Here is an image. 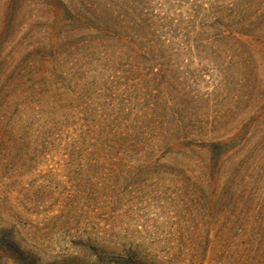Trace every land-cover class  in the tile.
Here are the masks:
<instances>
[{
  "label": "trees",
  "instance_id": "trees-1",
  "mask_svg": "<svg viewBox=\"0 0 264 264\" xmlns=\"http://www.w3.org/2000/svg\"><path fill=\"white\" fill-rule=\"evenodd\" d=\"M9 5L0 48L22 9V4L15 9ZM27 5L37 13L31 18L51 25L46 35L65 39L66 51L73 52L61 76L49 83L53 74L44 68L56 70L52 45L49 57L36 53V64L26 59L18 66L22 70L14 68L7 83L0 84V111L7 115L12 108L11 116H5L12 123L23 112L44 107L34 114L40 118L39 133L50 146L65 149L68 162L89 182L101 179L94 191L91 185L92 194L84 189L78 210L66 219L81 258L65 264H183L191 249L180 245L148 258L142 227L123 222L134 216L119 208L127 193L118 194L105 184L140 176L163 187L156 195L173 208L175 217L169 220L176 226H214L221 231L232 225L243 238L241 245L251 235L264 242V113L257 122L262 140L253 144L255 154L227 165L224 157L239 150L244 136L210 140L206 149L204 137L221 131L230 104L219 106L213 96L202 101L186 91L187 85L179 93L183 81L172 73L181 56L188 62L194 52L207 54L220 75L241 74L240 79L230 78L239 97L236 108L248 98L264 102V85L254 83L249 71L254 57L264 62V0H38ZM72 33L75 40L69 42ZM240 65L246 68L242 73ZM32 69L48 75L37 90L24 89L22 78ZM18 90L22 97L11 96ZM208 102L213 108L204 111ZM256 111L253 106L249 113ZM244 138V144L253 140ZM195 150H204L206 160ZM205 240L204 253L210 238ZM242 252L246 258L248 253ZM217 253L223 259L230 254V264L238 261L237 245L226 244Z\"/></svg>",
  "mask_w": 264,
  "mask_h": 264
},
{
  "label": "rangeland",
  "instance_id": "rangeland-1",
  "mask_svg": "<svg viewBox=\"0 0 264 264\" xmlns=\"http://www.w3.org/2000/svg\"><path fill=\"white\" fill-rule=\"evenodd\" d=\"M37 1L0 0V39L5 37L2 35L1 29L6 21L5 15L9 10V4L14 9L15 5L22 4L13 30L9 33L12 35L8 34L10 38L0 48V71H2L0 84L7 83L9 79L7 76L14 68L21 69L19 68L20 64L23 67V64L27 62L26 59L36 64L38 58H35L36 53L47 54L49 57L47 53L49 45H52L55 53L52 55L51 61L55 62L56 70L52 72L48 66L44 68L54 75L51 76L48 83L53 78L61 76L60 72H63L61 69L71 59L69 51H73H66L68 43L67 41L64 43L65 39L59 38L56 34L46 35L47 26H51L49 22L35 21L33 17L31 18L37 13H31L27 3L33 4ZM67 39L69 42H74L75 36L72 33ZM62 50H64L63 53ZM205 55L207 54L194 52L188 62H184L183 56H181L178 67L172 73L176 74L174 75L175 79L179 77V81H183V84L177 86L179 93H183V85H187L186 91L189 89L192 93L197 94V97H201L202 101L213 96L219 106L225 102H227L226 105L230 104V114L223 119L221 131H217L214 135L205 134L204 149H206L207 142L216 138L226 141L239 134V136L247 137L248 141V136H251L249 139L255 136L247 144H244L245 140H241L245 139L242 137L239 140L242 141L239 142V150L232 151L233 153L224 157L225 164L232 163L235 166L237 163L248 161L249 155L255 154L252 150L253 144L261 143L262 134H259L261 125L258 127L257 122L262 119L264 102L252 101L251 98H248L246 104L243 103L236 108L239 97L231 86L234 83L233 79H240L241 74L230 77L222 76L225 75L224 73L220 75L218 69L207 61L208 56L205 57ZM30 57L31 59H29ZM262 62L260 58L254 57L249 71L253 74V80H256L254 83L260 80L264 85V62ZM259 63L261 67L258 68ZM251 67L254 69L251 70ZM245 69L240 65V73ZM39 75L42 76L41 79ZM47 77L46 73L40 74V71L35 72L32 69L31 73H27L22 78L24 89L29 90V87H34L37 90L38 86H43L40 83ZM18 93L19 90L12 93L11 96L16 98L17 95L21 96ZM211 104L210 102L208 105H203L202 109L205 107L204 111H206L207 107L208 111H211L213 108ZM249 105H251L250 108ZM253 106L257 108L256 113H249ZM233 107L234 109H232ZM37 108V110H44V107ZM37 110L26 111L25 114L23 112L24 116L15 118L12 123L5 121V116H11L13 109L10 108L7 115L0 111V116H3L0 118V264H65L71 259H80L81 251L72 244L74 242V239H71L73 233L67 228L66 219L73 211L78 210L77 207L83 192L92 194V189L94 191L95 188H98V182H101V179L89 182L87 177L84 178L80 174L77 166L68 162L65 149L57 144L53 146L48 144V138L39 133L43 130H40V118L38 115H34L38 112ZM246 121H249V124H245ZM194 152L200 159L206 160L207 155L204 150L199 152L195 150ZM144 178L147 181H143ZM113 180L105 182V184L113 186L118 194L120 192L121 195L124 192L127 193V195H123L124 199H122L119 208H123L124 213L134 215L135 220L131 218L129 222L126 220L123 222L127 226L142 227L141 231L144 233L142 235H145L144 247L149 254L148 258L156 256L155 251L160 249L172 251L173 247L180 245L182 249H191V254H194L192 257H189L191 254L184 255L182 257L183 264H230L228 261L230 254L223 259L222 255L217 253L218 249L229 244V246L237 245L238 247L236 264H239L240 260H242L240 264H264V242L258 243L254 235H251V238L247 237L245 244L241 245L243 238L240 236V232L239 235L235 232L236 229L232 225H228L221 231L214 226H198L197 228H193V226L189 228L188 225L176 226L173 221L169 220L170 217H175L173 208L169 206L168 202L165 203V200L160 197L161 195H156L157 190L160 192L163 187H160L155 181H150L148 176L136 177V179H129L123 183L118 179ZM95 182H97L96 185L93 184ZM91 185H94L92 189ZM90 206L94 207L92 204ZM73 226L75 227V223ZM148 231L154 232L152 233L154 235L149 236ZM217 237L220 239L225 237L224 243L221 240L216 241ZM208 238H210V242L204 253L203 243L206 242L205 239L208 241ZM242 249L248 253L246 258H244ZM254 250L255 253H253ZM241 252L242 255L239 257Z\"/></svg>",
  "mask_w": 264,
  "mask_h": 264
}]
</instances>
